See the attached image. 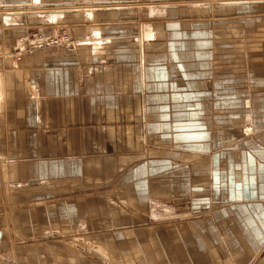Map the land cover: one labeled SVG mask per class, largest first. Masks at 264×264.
Wrapping results in <instances>:
<instances>
[{
    "label": "crops",
    "instance_id": "0c3cea01",
    "mask_svg": "<svg viewBox=\"0 0 264 264\" xmlns=\"http://www.w3.org/2000/svg\"><path fill=\"white\" fill-rule=\"evenodd\" d=\"M63 2L0 0V264H264V42L163 4L145 50L125 0ZM61 21L72 49L12 57Z\"/></svg>",
    "mask_w": 264,
    "mask_h": 264
},
{
    "label": "rangeland",
    "instance_id": "374dc122",
    "mask_svg": "<svg viewBox=\"0 0 264 264\" xmlns=\"http://www.w3.org/2000/svg\"><path fill=\"white\" fill-rule=\"evenodd\" d=\"M97 1H102V0H68V3L63 2V4L60 5L44 4L42 5L41 9H38V11L46 12L44 15H49L52 12H63V11H70L71 13H68V15L77 14L79 13L78 11H82L83 9H90L91 7L95 6L94 3ZM239 1L244 2V0H125V2L122 3L121 6L109 5V6H102V8L108 9V8L122 7L123 9L117 10L115 12L120 11V14H123L124 16L128 17L129 20L133 21L131 22V24L133 25V32L136 40L135 43L140 49L144 48L145 50L146 49L148 50L149 48L151 49V47L155 46L157 43H161L162 46L169 44L174 45V40L170 36L168 37V34H166V32H163L164 30L163 26L166 22V19L161 17V14L151 15L150 6H154L155 8H158L160 6V8L158 9H162L161 6H163V4L168 5V8L165 9V14H162L163 16H165L172 9L175 10L177 8L180 14H182V16H186V18L188 19L199 20V18L202 19L206 18L208 20L214 19L215 22L217 21L221 23L228 22L229 25L224 26L223 29L225 31H228V33L230 32L228 34L229 37L226 36L225 41L226 42L231 41L233 45L237 47L240 46L241 47L240 53L243 57V55L246 54L247 45L259 44V41L264 42V38H261V40H258L257 37L252 38L251 36L254 35L255 30L249 27H245L244 24L239 23L238 20L244 18H251V17L264 18V0H246V3L240 6L241 8L238 7L239 5H233V3ZM223 3H225V5H221ZM25 9L28 12H32L36 10V9H31L29 7ZM62 21L61 24H57L55 26L42 25L38 28L37 27L31 29L29 28L30 30L26 29L28 30V32L26 33V36L24 38L28 39L29 35H31V33L34 32H42L48 34L52 31H58L60 28H64L68 31L69 30L68 26L64 25ZM261 25H263V30H260ZM219 27H223V26L220 25ZM256 29H258L257 31H264V22H262V24H259ZM150 32H153L155 36L153 37L151 36L150 38L149 36ZM72 38L74 39V37ZM149 38L151 40L154 39L155 41H148ZM215 41H218L219 43L222 42L223 41L222 36L220 37L218 36V38H215ZM249 42H252V44H249ZM75 44L76 43L74 39V46ZM237 50L239 49L237 48ZM210 62L213 63L209 68L212 70V68L214 67L215 76L219 75L218 73L220 67L219 61L215 60ZM233 66L235 67V69L238 68L237 63L233 64ZM219 71H221V69ZM207 89H208V84H207ZM220 91L221 89H216L212 93L216 94L217 92L219 93ZM227 95H230L231 97V93L228 92ZM251 104L252 102L246 101L241 109L244 111L246 110L250 111L252 107ZM245 117L241 121L245 123V120H247L246 121L247 123L249 119L247 118L246 115ZM235 124H237V122H235ZM246 127H249V125ZM105 256L107 257L108 254H106ZM263 256L264 254L261 257ZM0 258H1V252H0ZM258 263H259L258 261H254L252 264H258ZM106 264H121V263L111 262L110 259L106 262Z\"/></svg>",
    "mask_w": 264,
    "mask_h": 264
},
{
    "label": "built area",
    "instance_id": "2783aa9c",
    "mask_svg": "<svg viewBox=\"0 0 264 264\" xmlns=\"http://www.w3.org/2000/svg\"><path fill=\"white\" fill-rule=\"evenodd\" d=\"M73 47L74 39L64 28H60L58 31H52L48 34L34 32L29 35L23 46L16 48L12 53V57L17 61H20L22 57L32 55L42 49L69 50Z\"/></svg>",
    "mask_w": 264,
    "mask_h": 264
}]
</instances>
